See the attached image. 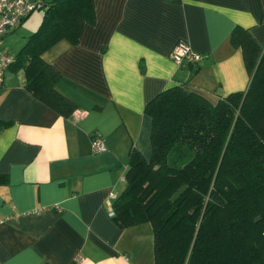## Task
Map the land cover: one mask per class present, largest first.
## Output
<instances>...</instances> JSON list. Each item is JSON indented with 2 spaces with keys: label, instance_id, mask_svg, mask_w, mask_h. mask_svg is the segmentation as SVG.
I'll return each instance as SVG.
<instances>
[{
  "label": "crops",
  "instance_id": "0c3cea01",
  "mask_svg": "<svg viewBox=\"0 0 264 264\" xmlns=\"http://www.w3.org/2000/svg\"><path fill=\"white\" fill-rule=\"evenodd\" d=\"M94 11L77 44L61 41L43 56L62 75L57 90L77 106L72 117L35 98L24 69H10L0 90V123L8 124L0 125V264H155L152 226L122 229L111 216L132 149L152 154L146 105L176 86L214 106L246 92L233 30H249L264 48V0H94ZM40 19L31 15L4 37L0 52L12 54L11 35ZM180 42L202 60L177 65ZM95 133L103 153L93 152Z\"/></svg>",
  "mask_w": 264,
  "mask_h": 264
},
{
  "label": "trees",
  "instance_id": "16d2710c",
  "mask_svg": "<svg viewBox=\"0 0 264 264\" xmlns=\"http://www.w3.org/2000/svg\"><path fill=\"white\" fill-rule=\"evenodd\" d=\"M42 7L37 31L18 54L6 52L15 59L8 71L24 69L26 89L70 118L77 106L57 90L62 75L43 56L61 41L77 44L95 21L94 0ZM230 41L244 55L246 92L214 106L176 86L146 105L152 154L132 149L113 219L122 229L152 226L155 264H264V48L242 27Z\"/></svg>",
  "mask_w": 264,
  "mask_h": 264
},
{
  "label": "built area",
  "instance_id": "2783aa9c",
  "mask_svg": "<svg viewBox=\"0 0 264 264\" xmlns=\"http://www.w3.org/2000/svg\"><path fill=\"white\" fill-rule=\"evenodd\" d=\"M39 7L40 5L30 0H0V44L4 37L22 25ZM172 59L181 66L184 62L197 63L202 60V56L194 52L188 44L180 42L172 52ZM14 61V56L0 52V90L4 86L6 73ZM92 148L94 154L103 153L107 150L101 135L97 133L93 135ZM122 180H127L126 175L122 177ZM110 198L114 201L118 199L115 194H112ZM113 215L112 212L111 216Z\"/></svg>",
  "mask_w": 264,
  "mask_h": 264
},
{
  "label": "rangeland",
  "instance_id": "374dc122",
  "mask_svg": "<svg viewBox=\"0 0 264 264\" xmlns=\"http://www.w3.org/2000/svg\"><path fill=\"white\" fill-rule=\"evenodd\" d=\"M46 12V8L42 7L38 10H36L33 14H32V17H37V20H38V17L41 18L39 21H38V24H35L31 23V26H29V29L26 31L27 34H24L22 32H20L18 29L13 35H11V37L9 38L8 42L6 44L9 45V47L7 49H9V51L16 55L19 53V51L21 50V48L25 45V41L28 40L29 36L31 34H33L35 31H37V29L40 27L42 21H43V17H44V14Z\"/></svg>",
  "mask_w": 264,
  "mask_h": 264
}]
</instances>
